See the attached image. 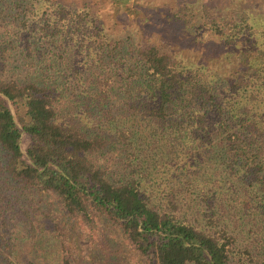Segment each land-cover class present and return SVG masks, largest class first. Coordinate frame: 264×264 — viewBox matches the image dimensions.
Here are the masks:
<instances>
[{"label": "trees", "instance_id": "1", "mask_svg": "<svg viewBox=\"0 0 264 264\" xmlns=\"http://www.w3.org/2000/svg\"><path fill=\"white\" fill-rule=\"evenodd\" d=\"M246 1L163 15L216 58L108 33L89 5L0 0V264L50 235L49 209L101 217L147 264H264V11Z\"/></svg>", "mask_w": 264, "mask_h": 264}, {"label": "rangeland", "instance_id": "2", "mask_svg": "<svg viewBox=\"0 0 264 264\" xmlns=\"http://www.w3.org/2000/svg\"><path fill=\"white\" fill-rule=\"evenodd\" d=\"M73 6L89 5L104 21L108 33L137 38L141 36L155 45L163 47L166 52L181 56L185 49L203 50L207 56L219 58L223 53L221 45L208 43L191 46L189 39L178 34L163 20V15L176 8L178 4L187 3L197 11L201 4L213 7L215 12L224 14L228 0H134V9L127 13L124 4L117 6L112 0H57ZM248 0L246 5L253 6L259 12L264 11V0ZM143 20V21H142ZM239 48L230 60L237 63ZM225 66H230L225 64ZM25 142L21 147L24 148ZM52 206V205H51ZM49 209V207H48ZM50 217L40 216L48 223L50 235L42 241L20 242V257L14 264H62L67 258L70 264H147L132 245L101 217L95 215L89 228L77 223L70 228L59 220V212L49 209ZM56 224V227H55Z\"/></svg>", "mask_w": 264, "mask_h": 264}]
</instances>
